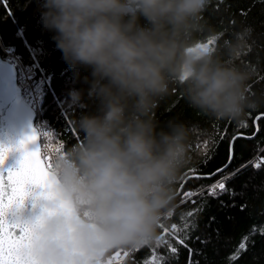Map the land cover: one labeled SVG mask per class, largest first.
I'll use <instances>...</instances> for the list:
<instances>
[{
    "label": "clouds",
    "instance_id": "clouds-1",
    "mask_svg": "<svg viewBox=\"0 0 264 264\" xmlns=\"http://www.w3.org/2000/svg\"><path fill=\"white\" fill-rule=\"evenodd\" d=\"M210 3L37 0L38 24L74 74L66 102L81 135L51 145V171L59 196L87 213L71 231L64 216L47 219L46 236H64L34 248L42 264H64L76 245L95 255L156 246L187 218L176 185L207 130L179 116L157 120L174 89L216 122H242L264 107V89L253 88L254 27L226 36L205 16Z\"/></svg>",
    "mask_w": 264,
    "mask_h": 264
},
{
    "label": "trees",
    "instance_id": "trees-1",
    "mask_svg": "<svg viewBox=\"0 0 264 264\" xmlns=\"http://www.w3.org/2000/svg\"><path fill=\"white\" fill-rule=\"evenodd\" d=\"M205 16L211 25L227 29L226 36L241 25L254 27L261 68L254 78L253 88L264 89V0H211ZM51 35L38 24L37 0H0V47L10 48L25 65L34 67L37 78L42 81L39 117L50 127L53 143L70 146L81 139L66 102L75 78L61 59ZM0 54L4 58L1 50ZM155 115L161 124L179 116L207 130L194 145L197 153L176 185L177 200L183 209L194 211L201 201L200 196L185 199L184 192L197 191L217 178L197 179L193 169L209 173L228 164L224 173L227 174L241 165H248L228 183L235 195L225 192L218 198L207 197L202 210L190 218L195 227L186 234L187 247L173 241L178 254L170 257L169 264H264V235L259 234V227L264 226V166L254 167V160L264 155V107L250 112L242 122H216L193 110L179 89H174L161 102ZM231 148L233 155L229 163ZM242 205L245 206L243 210ZM177 223L183 227L182 222ZM254 225L257 233L250 236L247 251L242 252L239 259L230 260L242 237L250 234ZM184 235L181 232V236ZM153 248L146 246L135 250L127 264H143Z\"/></svg>",
    "mask_w": 264,
    "mask_h": 264
},
{
    "label": "snow or ice",
    "instance_id": "snow-or-ice-1",
    "mask_svg": "<svg viewBox=\"0 0 264 264\" xmlns=\"http://www.w3.org/2000/svg\"><path fill=\"white\" fill-rule=\"evenodd\" d=\"M40 131L33 128L31 134L26 135L17 144L5 145L0 143V264H37L33 248L36 236L35 224L23 222L20 217L29 202L35 203L37 200L44 199L55 202L58 199L56 189V180L51 171V156L46 155L43 148L49 145L38 143ZM47 136L53 135L46 133ZM12 152H18L19 156L8 163L9 155ZM232 159L230 151L229 163ZM225 164L214 172L203 173L197 169L192 171L197 179H209L213 183L207 186H200L197 191H186L183 193L185 199L194 196H200V206L194 211H189L186 219L182 221L183 227L173 224L171 229H165L167 238L160 244L154 246L150 252L149 259L143 261V264H169L170 257L178 254V248L173 243L175 241L181 246L186 245L187 232L194 228L195 224L190 222L197 212L201 211L206 198H218L219 195L229 192L235 193L228 188V183L236 179L239 174L248 165H241L230 173L224 174L228 168ZM264 166V155L260 161L254 165L259 169ZM247 186L246 184L244 185ZM196 205V201H192ZM245 206L242 205L243 210ZM46 211H55L54 208H46ZM181 232L185 233L181 236ZM257 233V226H252L251 232L244 235L237 246L235 254L229 257L235 261L239 259L242 252L247 251L250 236ZM259 234L264 235V226L259 227ZM254 243V241H253ZM134 250L127 251L125 255H134ZM192 250L189 249L191 255ZM113 264V259L109 261ZM118 264V262H117Z\"/></svg>",
    "mask_w": 264,
    "mask_h": 264
},
{
    "label": "water",
    "instance_id": "water-1",
    "mask_svg": "<svg viewBox=\"0 0 264 264\" xmlns=\"http://www.w3.org/2000/svg\"><path fill=\"white\" fill-rule=\"evenodd\" d=\"M36 117L35 109L21 95L15 66L5 60L0 54V143L5 145L17 144L26 135L31 134L33 128L38 129L35 123ZM38 143H40V136ZM230 151L232 153V148ZM18 156V152H12L9 155L8 163H12ZM46 208H54L55 211H46ZM54 215H62L67 219L66 231L72 230L73 219H82L75 205L59 195L55 202L44 199L37 200L35 203L30 201L23 211L20 219L36 226L34 248L47 239L63 238V233L48 237L42 231L44 223ZM34 248L33 252L37 264H42ZM104 255L92 254L87 249L76 245L71 249L70 258L64 264H87L90 261L101 259Z\"/></svg>",
    "mask_w": 264,
    "mask_h": 264
},
{
    "label": "built area",
    "instance_id": "built-area-1",
    "mask_svg": "<svg viewBox=\"0 0 264 264\" xmlns=\"http://www.w3.org/2000/svg\"><path fill=\"white\" fill-rule=\"evenodd\" d=\"M0 50L5 57L4 59L10 62L12 65H14L15 68L18 70L19 75L17 77V82L20 87V90L21 92H24L30 97L29 98L31 100L30 105L35 109L38 117L39 109H40V98L42 94V81L41 79L37 78L36 70L25 65L21 61V59L15 53H13V51L10 48L7 49L5 46H1ZM37 117H36V126L41 133L40 144L42 146L49 145V147L43 148V151L46 153V155L50 156L52 143L48 140V136L46 137L45 134L52 133V131L50 127L40 119V117H38V119ZM78 213L82 216V218L87 216L86 212L79 211ZM122 257H123V250L120 249L116 251L113 255L108 257L102 264H105L106 262L109 263V261L112 259H113V264H117V262H119L120 258L122 259Z\"/></svg>",
    "mask_w": 264,
    "mask_h": 264
},
{
    "label": "rangeland",
    "instance_id": "rangeland-1",
    "mask_svg": "<svg viewBox=\"0 0 264 264\" xmlns=\"http://www.w3.org/2000/svg\"><path fill=\"white\" fill-rule=\"evenodd\" d=\"M7 49H8V47H6ZM9 54H10V52H9ZM5 58V57H4ZM6 59H7V57H6ZM29 67H31V66H29ZM31 68H33L34 69V67H31ZM18 75H19V72H17V77H18ZM21 94H22V96L24 95V93L23 92H21ZM23 98L25 99V97L23 96ZM27 103H29V104H31V101L29 100V102H27ZM39 117V116H38ZM38 117H37V119H38ZM36 123V122H35ZM48 140L53 144V142L50 140V136H48ZM46 154V153H45ZM257 155H259V153L257 154ZM257 155L255 156V157H257ZM257 160V161H256ZM255 162V164L256 163H258L259 161H260V158H256L255 160H254ZM79 214V213H78ZM79 216H81L80 214H79ZM82 217V216H81ZM118 250H120V249H114L113 251L112 250H110L108 253H107V255L106 256H108V257H110L111 255H113L116 251H118ZM138 250V249H137ZM135 251V250H134ZM127 252V250H123V257H122V259L120 258V260H119V262L118 263H122V264H127L128 263V260L130 259V256L131 255H125V253ZM124 260V261H123ZM98 261V260H97ZM91 261L92 262V264H102L104 261H105V259H101L100 261ZM126 262V263H125ZM88 264H89V262H88ZM105 264H109L108 262H106Z\"/></svg>",
    "mask_w": 264,
    "mask_h": 264
},
{
    "label": "bare ground",
    "instance_id": "bare-ground-1",
    "mask_svg": "<svg viewBox=\"0 0 264 264\" xmlns=\"http://www.w3.org/2000/svg\"><path fill=\"white\" fill-rule=\"evenodd\" d=\"M16 71L18 72L17 69H16ZM23 93H24V92H23ZM21 95H22V94H21ZM23 96L25 97V99H24V98H23V99H24L26 102H29V100H30L29 98H30V97H29L27 94H25V93H24ZM23 96H22V97H23ZM30 101H31V100H30ZM32 103H34V102H32ZM76 210H77V209H76ZM108 252H109V251H108ZM106 255H107V254H106ZM106 255H104L101 259H105V260H106V259L108 258V256H106ZM101 259H98V261H100ZM94 261H97V260H94ZM98 261H97V262H98ZM123 261H124V260H123ZM89 263H92V262L90 261ZM87 264H88V263H87ZM121 264H122V263H121Z\"/></svg>",
    "mask_w": 264,
    "mask_h": 264
}]
</instances>
